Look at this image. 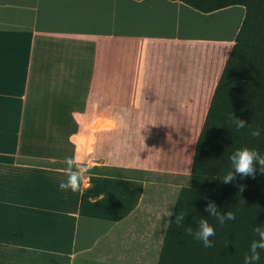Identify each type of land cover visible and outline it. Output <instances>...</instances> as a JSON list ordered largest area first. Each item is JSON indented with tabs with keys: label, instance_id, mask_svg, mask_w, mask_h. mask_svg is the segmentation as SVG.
<instances>
[{
	"label": "crops",
	"instance_id": "crops-1",
	"mask_svg": "<svg viewBox=\"0 0 264 264\" xmlns=\"http://www.w3.org/2000/svg\"><path fill=\"white\" fill-rule=\"evenodd\" d=\"M242 17L169 0H0V264H156L171 181L190 172ZM81 126H94L88 143ZM87 154L118 174L61 191L65 157Z\"/></svg>",
	"mask_w": 264,
	"mask_h": 264
},
{
	"label": "trees",
	"instance_id": "trees-1",
	"mask_svg": "<svg viewBox=\"0 0 264 264\" xmlns=\"http://www.w3.org/2000/svg\"><path fill=\"white\" fill-rule=\"evenodd\" d=\"M169 1H177L203 14L229 6L243 8L239 29L194 144L190 172L171 181L180 187L171 211L189 212L185 226L195 230L196 219L207 218L204 208L208 201L215 202L225 213L234 212L236 219L220 225L209 218L216 232L210 237L214 242L212 248H204L201 242L186 235L183 227L166 226L156 264H244V255L257 238L253 228L264 225V173L257 170L254 178L241 179L237 175L232 183L222 181L230 170L229 157L235 150L256 148L264 154V0ZM231 112L253 127H259L261 136L252 138L246 130L238 132L229 119ZM128 173L139 177L146 174ZM87 174L117 175L118 171L91 167ZM239 185H244L243 191ZM203 196L207 201L201 198ZM169 220L174 221L175 216ZM260 255L258 264H264V251Z\"/></svg>",
	"mask_w": 264,
	"mask_h": 264
},
{
	"label": "clouds",
	"instance_id": "clouds-1",
	"mask_svg": "<svg viewBox=\"0 0 264 264\" xmlns=\"http://www.w3.org/2000/svg\"><path fill=\"white\" fill-rule=\"evenodd\" d=\"M137 3H142V0H137ZM229 119L238 132L246 130L252 138H259L261 136V129L259 127H253L251 123L238 118L233 112L229 114ZM229 160L231 167L223 177V184L232 183L235 181L237 175L243 179L244 177L254 178L257 170L264 173V154H261L256 148L244 147L237 149L231 154ZM63 163L66 166L62 170L66 180L60 182L59 189L63 192L71 193L80 191L82 182L85 180V174L92 167L91 163L85 165L82 159L76 155L65 157ZM239 188L240 191H243L244 185H239ZM201 198L207 201L206 196ZM172 206L175 207L174 204ZM148 210L151 211V206H149ZM204 211L208 216L207 218L199 217L196 219L195 230L193 227L185 226L184 224L185 217L189 214L188 211L182 210L174 213L166 208L161 217L175 216L174 221L169 220L164 225L171 226L175 224L177 227H183L186 235L201 242L204 248H212L214 247V242L210 237H214L216 232L215 228L209 223V218H214L220 225H224L227 221H234L236 215L232 211L225 213L222 208L212 201L207 202ZM253 232L257 238L250 243L248 252L244 255V264H258L261 259L260 252L264 251V225L254 227ZM107 260L108 257H99L98 264H106Z\"/></svg>",
	"mask_w": 264,
	"mask_h": 264
},
{
	"label": "rangeland",
	"instance_id": "rangeland-1",
	"mask_svg": "<svg viewBox=\"0 0 264 264\" xmlns=\"http://www.w3.org/2000/svg\"><path fill=\"white\" fill-rule=\"evenodd\" d=\"M94 126H81V135H80V139H78V143H80V141L86 142L88 143V138H87V132L89 131V129H94ZM84 152L88 153V149L86 147H84ZM83 161H86L85 165L88 164L89 162V154H87L85 157L82 156L81 158Z\"/></svg>",
	"mask_w": 264,
	"mask_h": 264
}]
</instances>
